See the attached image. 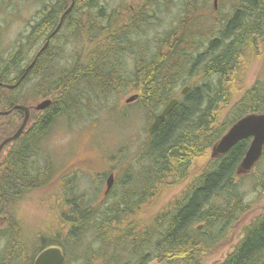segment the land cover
<instances>
[{"label":"trees","instance_id":"1","mask_svg":"<svg viewBox=\"0 0 264 264\" xmlns=\"http://www.w3.org/2000/svg\"><path fill=\"white\" fill-rule=\"evenodd\" d=\"M39 1L28 30L0 51V111H10L0 115V143L23 122L25 111L17 105L31 107L40 100L52 101L45 110L31 111L22 135L0 154V217L7 215L0 229V244L5 246L7 264L30 254L10 207L51 180L49 163L46 158L44 163L40 160L43 141L57 118L77 117V112H84L83 105L91 107L95 100L98 104L97 91L122 92L125 88L136 91L135 101L153 117L171 100H179L166 120L149 134L137 162L139 172L131 170L125 175L122 192L115 183L109 193H116L114 202L99 208L84 195L70 191L62 206L67 239L73 247L84 249L76 256L79 264H91L93 253H102L104 264H148L153 260L199 264L206 249L228 243L227 233L230 235L251 210L237 172L251 138L218 157L210 154L213 156L217 142L240 118L264 113V71L238 99L232 90L248 52L264 50V0H238L231 15L215 24L207 43L196 49L188 45L191 24L179 39L175 31H165L153 47L146 33L141 34L150 16L145 8L159 11L172 0L146 1L139 9L144 18L138 13L126 26L115 24L114 14L100 0ZM72 1L71 10L62 18ZM63 31L82 33L80 37L85 38L90 35L93 55L85 62L66 58ZM128 55L134 62L131 80L122 77ZM12 84L16 86H4ZM185 86L189 90L182 95ZM182 182L186 183L182 195L168 211L152 224L140 225L135 217L142 203L161 186ZM203 221L206 224L200 228ZM91 234L93 239L86 245ZM60 243L43 242L27 264L43 249ZM110 247L114 249L108 253ZM66 248L62 243L67 260ZM219 264H264V212L245 224L241 238Z\"/></svg>","mask_w":264,"mask_h":264},{"label":"rangeland","instance_id":"2","mask_svg":"<svg viewBox=\"0 0 264 264\" xmlns=\"http://www.w3.org/2000/svg\"><path fill=\"white\" fill-rule=\"evenodd\" d=\"M100 1L109 13L114 14L112 20L115 24L126 26L130 18H137L140 15V6L148 0ZM172 1L170 6H163L159 11L145 8V10L148 9L150 16L142 25L141 34L143 33V36L146 33L145 36L151 39L149 43L152 47L156 39L165 31H175L176 38H181L184 33H188L184 32L188 27L187 24H191L189 28L193 30L189 37L191 42L188 45L196 49L200 43L206 44L215 31V24H220L223 19L228 18L229 14L231 15L238 0H217V7H215V0ZM40 4L39 0H0V51L12 46L18 35L28 30L29 23ZM139 17L144 18L141 15ZM193 18L197 21H193ZM81 34L65 31L62 33L63 52H66V58L73 62H85L94 53L95 45L89 39L90 35L85 38L80 37ZM248 53L236 72L233 82L232 90L236 99L251 87L264 71V50ZM127 57L130 58L129 55ZM133 64V59L130 58L124 65L122 77L126 80H131L133 77ZM110 90H108L109 93L97 91V97L101 98L100 102L95 104L97 102L95 100L91 107L88 104L86 107L83 105L84 97L80 94L84 112L82 113L81 110L77 112L78 118L76 116L67 118L65 115L58 117L48 132L43 141L44 152L40 162L44 163L46 158L50 166L51 180L43 187L26 194L10 207L11 215L18 222L19 233L26 240L30 254L19 256L9 264H27L30 255L35 253L43 242L50 244L52 240L56 242L60 240L67 246L66 264H79L76 256L83 253L84 249L70 245L72 242L67 239L68 226L62 223V206L66 196L71 190L75 191L84 195L93 206L101 208L104 204L115 201L116 193L104 194L106 178L111 171L116 173V189L120 192L124 190L121 185L125 175L131 170L139 172L140 167L137 162L148 140V128L155 117L147 110H143L136 101L126 103V99L137 94L136 91H132L131 88H125L122 92ZM81 92L85 96L88 95V92ZM114 103H116L115 108L112 107ZM162 108L156 113L158 114ZM221 116L224 118L226 112H223ZM210 156L215 158L220 155L215 154L214 151L213 156L211 154ZM237 172L241 175V190L246 196L247 203L251 204V210L236 228H230V235L227 233L228 243L219 249H206L203 257L198 259L199 264H219L241 238L245 224L264 212V155L250 171H243L239 166ZM185 186V182L161 186L137 209L135 219H138L140 225L152 224L157 216L165 214L174 200L182 195ZM6 216L0 217V229L5 226ZM204 223L205 221L200 223L199 227L204 228ZM205 228L208 226L205 225ZM216 228L218 229V226L210 229ZM92 239L91 234L86 239V245ZM4 247L3 243L0 244V264L8 262ZM113 249L110 247L108 253H111ZM102 255V253H93L91 264H104ZM148 264L187 263L186 261L153 260Z\"/></svg>","mask_w":264,"mask_h":264},{"label":"water","instance_id":"3","mask_svg":"<svg viewBox=\"0 0 264 264\" xmlns=\"http://www.w3.org/2000/svg\"><path fill=\"white\" fill-rule=\"evenodd\" d=\"M217 1V0H216ZM74 2L67 9V12L71 10ZM2 84L0 83V86ZM7 88H13L12 85H6ZM189 87H185L182 90V94H186ZM136 96H133L126 100V103L135 101ZM50 99H45L31 107L17 105L16 108H22L25 111L23 122L18 130L11 136L5 138L0 143V154L4 147L9 143L17 140L25 130L32 110H45L51 104ZM178 103V99H173L169 102L166 108L161 114L156 116L154 123L150 127V132L153 133L157 127L165 120L166 116L172 111L174 106ZM10 111H0V115L7 114ZM251 138V142L244 158L241 161V170L250 171L258 162L263 154L264 148V113H251L231 126V128L222 136V138L215 145V154H224L235 146L239 141L243 139ZM114 183V176L111 174L107 179V191L108 192ZM65 254L63 250L58 246H51L42 250L35 258L33 264H64Z\"/></svg>","mask_w":264,"mask_h":264},{"label":"bare ground","instance_id":"4","mask_svg":"<svg viewBox=\"0 0 264 264\" xmlns=\"http://www.w3.org/2000/svg\"><path fill=\"white\" fill-rule=\"evenodd\" d=\"M215 6L217 7V1H216V0H215ZM54 34H55V32L52 33V35H54ZM46 46H47V43H46V45L43 47V49H44ZM248 54H249V53H248ZM34 62H35V61H34ZM4 86L6 87V85H4ZM12 86L15 87L16 85L12 84ZM185 87H189V86H185ZM185 87H184V88H185ZM184 88H183V89H184ZM183 89H182V90H183ZM181 93H182V91H181ZM182 95H185V94H182ZM133 96H135V95H133ZM133 96H131V97H133ZM131 97H129V98H131ZM129 98H128V99H129ZM175 99H178V98H175ZM178 100H179V99H178ZM168 104H169V103H168ZM168 104H167V105H168ZM167 105H165V107L162 108V111H161L160 113L156 114V116H158L159 114H161V113L163 112V110L166 108ZM176 105H177V104H176ZM176 105H175V106H176ZM175 106H174V107H175ZM173 109H174V108H173ZM173 109H172V110H173ZM170 113H171V112H170ZM170 113H169V114H170ZM169 114H168V115H169ZM168 115H167V116H168ZM156 116H155V118H156ZM167 116H166V118H167ZM155 118H154V121H155ZM166 118H165V120H166ZM242 118H243V117H242ZM240 119H241V118H240ZM240 119H239V120H240ZM165 120H164V121H165ZM154 121L150 124V126H149V128H148V133H149V134H153V133L158 129V127L160 126V125H159V126L157 127V129H156L153 133H151V132H150V127H151V125L154 123ZM164 121H163V122H164ZM163 122H162V123H163ZM235 123H236V122H235ZM235 123H234V124H235ZM239 142H240V141H239ZM233 147H234V146H233ZM230 149H231V148H230ZM2 151H3V150H2ZM1 153H2V152H1ZM226 153H227V152H226ZM224 154H225V153H224ZM263 154H264V148H263ZM263 154H262V155H263ZM219 155H223V154H219ZM261 157H262V156H261ZM261 157H260V158H261ZM258 161H259V160H258ZM240 166H241V164H240ZM55 233H56V232H55Z\"/></svg>","mask_w":264,"mask_h":264},{"label":"flooded vegetation","instance_id":"5","mask_svg":"<svg viewBox=\"0 0 264 264\" xmlns=\"http://www.w3.org/2000/svg\"><path fill=\"white\" fill-rule=\"evenodd\" d=\"M72 2H74V1H72ZM68 12H69V11H68ZM68 12L65 11V13H64L63 16H62V18H63L64 15H66ZM63 29H64V28H63ZM111 174H113V176H114V183H113L112 188L114 187V185H115V183H116V180H117V179H116V173L111 171L110 174H109V175L107 176V178H106V186H105V190H104V194H105V195L109 194V193L112 191V188H111L108 192H106V191H107V179H108V177H109ZM61 239H62V235H61ZM57 240H59V239H57ZM58 242H60V240H59ZM52 246H58V247H60V248L62 249V242H61L59 245H52ZM39 253H40V252H39ZM39 253H38V254H39ZM35 258H36V257H35ZM35 258H34L32 264L34 263Z\"/></svg>","mask_w":264,"mask_h":264}]
</instances>
